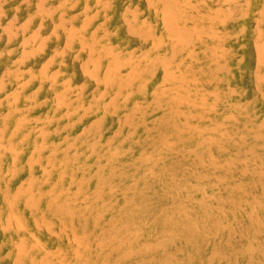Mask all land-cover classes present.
<instances>
[{
    "label": "rangeland",
    "instance_id": "obj_1",
    "mask_svg": "<svg viewBox=\"0 0 264 264\" xmlns=\"http://www.w3.org/2000/svg\"><path fill=\"white\" fill-rule=\"evenodd\" d=\"M0 264H264V0H0Z\"/></svg>",
    "mask_w": 264,
    "mask_h": 264
},
{
    "label": "bare ground",
    "instance_id": "obj_2",
    "mask_svg": "<svg viewBox=\"0 0 264 264\" xmlns=\"http://www.w3.org/2000/svg\"><path fill=\"white\" fill-rule=\"evenodd\" d=\"M170 25H171V24H170ZM44 36H45V35H44ZM181 43H182V42H181ZM87 57H88V56H87ZM92 63H93V62H92ZM255 64H256V63H255ZM255 64H254V65H255ZM96 65H97V64H96ZM38 69H39V68H38ZM81 69H82V68H81ZM82 72L84 73V71H82ZM160 76H161V75H160ZM255 87H256V86H255Z\"/></svg>",
    "mask_w": 264,
    "mask_h": 264
}]
</instances>
